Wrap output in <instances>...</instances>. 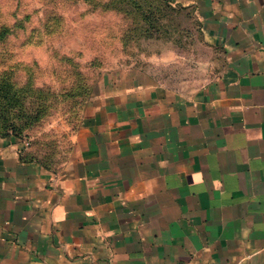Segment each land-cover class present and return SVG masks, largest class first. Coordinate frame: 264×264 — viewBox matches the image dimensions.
<instances>
[{
	"label": "crops",
	"instance_id": "obj_1",
	"mask_svg": "<svg viewBox=\"0 0 264 264\" xmlns=\"http://www.w3.org/2000/svg\"><path fill=\"white\" fill-rule=\"evenodd\" d=\"M174 1L200 81L97 84L56 154L0 134V264H264V0Z\"/></svg>",
	"mask_w": 264,
	"mask_h": 264
},
{
	"label": "rangeland",
	"instance_id": "obj_2",
	"mask_svg": "<svg viewBox=\"0 0 264 264\" xmlns=\"http://www.w3.org/2000/svg\"><path fill=\"white\" fill-rule=\"evenodd\" d=\"M177 7L172 0H0V25L9 30L0 73L59 94L48 117L24 131L35 149L66 150L68 130L48 125L61 119L72 131L97 84L200 81L212 54L196 20Z\"/></svg>",
	"mask_w": 264,
	"mask_h": 264
},
{
	"label": "trees",
	"instance_id": "obj_3",
	"mask_svg": "<svg viewBox=\"0 0 264 264\" xmlns=\"http://www.w3.org/2000/svg\"><path fill=\"white\" fill-rule=\"evenodd\" d=\"M177 8L189 12L187 8ZM189 15L192 18L191 12ZM197 25L200 28L198 23ZM8 32L7 28L0 25V42ZM9 71L0 73V134L11 133L22 137L26 129L48 117L50 110L57 104L59 94L50 88L36 86L30 77L19 85L13 78V72Z\"/></svg>",
	"mask_w": 264,
	"mask_h": 264
}]
</instances>
